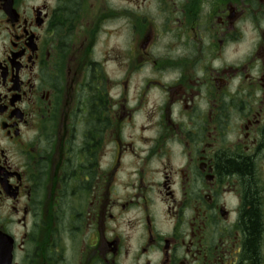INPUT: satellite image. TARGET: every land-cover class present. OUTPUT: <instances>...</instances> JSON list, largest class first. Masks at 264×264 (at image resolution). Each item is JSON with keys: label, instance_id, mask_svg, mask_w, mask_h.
Wrapping results in <instances>:
<instances>
[{"label": "flooded vegetation", "instance_id": "1", "mask_svg": "<svg viewBox=\"0 0 264 264\" xmlns=\"http://www.w3.org/2000/svg\"><path fill=\"white\" fill-rule=\"evenodd\" d=\"M0 264H264V0H0Z\"/></svg>", "mask_w": 264, "mask_h": 264}, {"label": "trees", "instance_id": "2", "mask_svg": "<svg viewBox=\"0 0 264 264\" xmlns=\"http://www.w3.org/2000/svg\"><path fill=\"white\" fill-rule=\"evenodd\" d=\"M253 219L255 218V216L252 217ZM253 230H254V237H257L258 236V227H257V224L254 222L253 224Z\"/></svg>", "mask_w": 264, "mask_h": 264}, {"label": "rangeland", "instance_id": "3", "mask_svg": "<svg viewBox=\"0 0 264 264\" xmlns=\"http://www.w3.org/2000/svg\"><path fill=\"white\" fill-rule=\"evenodd\" d=\"M116 40V39H115Z\"/></svg>", "mask_w": 264, "mask_h": 264}]
</instances>
